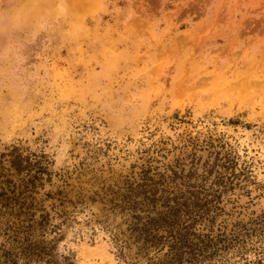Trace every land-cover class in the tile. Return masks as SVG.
Segmentation results:
<instances>
[{"label":"rangeland","instance_id":"1","mask_svg":"<svg viewBox=\"0 0 264 264\" xmlns=\"http://www.w3.org/2000/svg\"><path fill=\"white\" fill-rule=\"evenodd\" d=\"M263 202L264 0H0V264H264Z\"/></svg>","mask_w":264,"mask_h":264},{"label":"trees","instance_id":"2","mask_svg":"<svg viewBox=\"0 0 264 264\" xmlns=\"http://www.w3.org/2000/svg\"><path fill=\"white\" fill-rule=\"evenodd\" d=\"M5 251V253H4V256H6V262H14V261H12V259H8L9 258V256H10V254L12 253L11 252V249L10 250H4ZM28 264V263H27Z\"/></svg>","mask_w":264,"mask_h":264},{"label":"bare ground","instance_id":"3","mask_svg":"<svg viewBox=\"0 0 264 264\" xmlns=\"http://www.w3.org/2000/svg\"><path fill=\"white\" fill-rule=\"evenodd\" d=\"M69 1H71V0H69ZM254 188V187H253ZM263 200V199H262ZM264 203V202H263Z\"/></svg>","mask_w":264,"mask_h":264}]
</instances>
